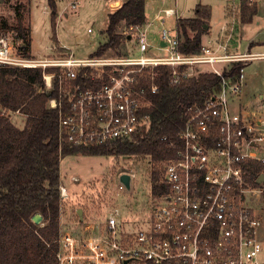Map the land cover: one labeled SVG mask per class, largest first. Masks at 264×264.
Listing matches in <instances>:
<instances>
[{
    "label": "built area",
    "instance_id": "2783aa9c",
    "mask_svg": "<svg viewBox=\"0 0 264 264\" xmlns=\"http://www.w3.org/2000/svg\"><path fill=\"white\" fill-rule=\"evenodd\" d=\"M122 5L110 4L112 11ZM162 13L176 14L173 9ZM149 24H135L125 32L141 55L84 58L72 52L58 58L26 57L14 34L0 30V71L41 69L46 90L56 93L48 108L58 112L60 149L126 144L143 137L151 126L149 95L159 91L160 66L173 69V85L197 76L203 65L222 77L221 89L212 98L185 109V127L178 141L169 143L174 155L161 169L165 191L151 194L148 225L123 233L116 209L103 225L91 222L77 230H61L58 264H264L262 217L245 201L249 192L258 197L262 189L245 181L242 166L248 160L264 164V109L242 111L236 101L243 91L244 68L239 76L225 78L215 67L258 55L218 54L204 45L199 54H184L178 32L166 28L160 31L159 45L166 55H148ZM17 114L0 105V117L11 121ZM134 179L122 173L119 189L131 190ZM60 194L62 200L68 197L62 184Z\"/></svg>",
    "mask_w": 264,
    "mask_h": 264
},
{
    "label": "trees",
    "instance_id": "16d2710c",
    "mask_svg": "<svg viewBox=\"0 0 264 264\" xmlns=\"http://www.w3.org/2000/svg\"><path fill=\"white\" fill-rule=\"evenodd\" d=\"M47 0L52 11L53 41L58 51H63L56 35L58 2ZM118 10L109 13L104 33L106 42L92 56L115 51L125 56L124 33L120 28L135 24H147L146 0H122ZM239 18L250 24L260 13L257 4L241 0ZM195 18H179L177 32L179 50L184 54H199L202 38L207 33L205 25L211 19V7L196 6ZM0 30L14 34L21 42L19 49L26 57L32 56L31 28L25 26L19 12L16 26L1 21ZM248 61L230 64L223 76L237 77ZM172 68L156 69L157 94L149 95L151 126L143 137L126 144L103 145L91 148L60 149L58 112L48 108V102L56 96L47 91L42 70L38 68H3L0 71V105L11 111H19L27 117L23 129L7 118L0 117V264H58V239L61 233L60 194L61 159L68 155L150 157V191L156 196L165 191L162 183V163L174 155L170 142H177L185 127L184 112L192 104H203L221 89L222 77L213 72H200L177 85L170 83ZM229 70V72H228ZM166 138V139H165ZM245 181L254 188L264 186L258 179L264 174V164L256 160L243 163ZM41 215L42 223L36 224L35 215Z\"/></svg>",
    "mask_w": 264,
    "mask_h": 264
},
{
    "label": "rangeland",
    "instance_id": "374dc122",
    "mask_svg": "<svg viewBox=\"0 0 264 264\" xmlns=\"http://www.w3.org/2000/svg\"><path fill=\"white\" fill-rule=\"evenodd\" d=\"M78 1L80 4L75 5L74 3ZM111 1L64 0L59 2L56 35L60 46L64 48L63 51H58L53 41L52 11L44 0H38L35 3L32 0H0V23L6 21L7 24L16 26L20 12L25 26L32 28V56L35 58H58L71 52L77 58H84L92 56L99 46L106 42L107 35L104 32L108 24V12H114L109 4ZM240 2L241 0H147L146 12L149 21H152L155 14L160 12V22L164 23L161 25L159 21H153L148 27L149 42L152 46L148 55H166V51L158 47L161 44L160 31L163 28L174 32L177 30V16L165 17L163 10L168 7L178 8V11H182V16L191 17L198 4H210L213 7L215 19L220 20L221 23V16L227 4L228 6L231 4L233 30L228 31L232 42L228 44L230 52L237 47H239L237 53L245 51L243 54L264 50V29L258 30L257 25L247 26L243 29V35L240 34L244 25L239 18ZM257 3L261 7V18H264V0L259 2L251 0V4ZM217 20L213 27L214 34L221 29V23ZM261 25L264 26V23L262 22ZM126 31L125 25L119 30L120 33H124V37ZM256 36L259 38L254 39L249 48H244L245 44L241 47L240 38L243 40ZM243 42L246 43V40ZM124 45L123 53L141 55L135 40L124 39ZM255 47L258 48L254 49ZM105 54L115 56L117 52L108 51ZM256 55L258 59L248 61L244 68L245 78L241 93V100L246 105V107L242 105L241 110L251 113L264 109V54ZM230 64L218 63L215 67L224 71V68ZM211 70L212 68L208 65L201 67V72H212ZM26 121L25 115H12L11 122L21 129L24 128ZM153 167L150 157L64 156L61 159L60 169L62 185L67 188L68 197L62 200L61 230H77L83 224L91 222L103 225L107 216L115 213L116 209L119 211L117 218L123 233L137 232L146 227L149 223V205L152 199L150 177ZM122 173L135 176L131 190L119 189ZM73 178H76V181ZM245 201L261 215L264 226L262 192L258 197L249 192ZM260 234L264 241V228L260 230Z\"/></svg>",
    "mask_w": 264,
    "mask_h": 264
},
{
    "label": "crops",
    "instance_id": "0c3cea01",
    "mask_svg": "<svg viewBox=\"0 0 264 264\" xmlns=\"http://www.w3.org/2000/svg\"><path fill=\"white\" fill-rule=\"evenodd\" d=\"M32 1H33V3H35L38 0H32ZM44 1L48 5L47 0H44ZM60 1H64V0H60ZM112 1L109 4L113 3ZM115 1H121V0H115ZM256 1L259 2L260 0H256ZM59 2H58V7H59ZM230 5L231 4H229V6H228V4H227L226 9H225L224 13L221 16L222 23H221L220 20L215 19V13H214L213 7L210 4H206L205 5V6L211 7V19L209 20L207 33L202 38V45L211 48V50L217 51L218 54L227 53V54H230V55H239V54H243L245 52V51H241V52L237 53V50L239 49V47H237L236 50H231V52L228 50V44L232 43L230 41V39H229V34H228L229 32L228 31L229 30H233V25H232L233 17H231ZM257 5H258V3H257ZM258 6H260V5H258ZM166 9H173L175 11V13H176L175 15L177 16V20L179 18H182V19L186 18L187 19V18H195L196 17V12L195 11H193V14H192L191 17H184V16H182V11L181 12L178 11V8L175 9L173 7H168V8H165L164 10H166ZM259 9H260V13L255 17L254 21L252 23H250V24H244L243 28L240 31L241 32L240 34L243 35V29L245 27H247V26L257 25L258 30L264 29V26L261 25L262 22L264 23V20L262 21V19H264V18H261L262 17L261 16V7H259ZM109 13L110 12H108V15H109ZM158 16H161L160 12L155 14V16L152 19V21H149V19H148V23H150L148 27H150V25L152 24L153 21H159L160 22L161 18H158ZM215 20H217L218 22L221 23V25H220L221 29L217 30L218 31L217 34L213 33V27H214V24H215ZM160 23H161V25H164L163 22H160ZM31 36H32V28H31ZM256 38H259V36L248 38V39H243V40H246V43L243 42V40L240 38L241 47L245 44L244 48H249L250 43ZM160 43H161V41H160ZM32 46H33V37H32ZM258 47H262V46H258ZM258 47H255L254 49H256ZM225 48H226V50H224ZM256 51H257V53L256 52H249V54H251V53L252 54H264V50L263 49L262 50H256ZM245 54H247V53H245ZM254 60H256V59H254ZM237 103H238V101H237ZM238 104L240 105V108L242 107V105L246 107V105L243 104V102L241 100V97H240V101H239ZM252 112H254V111H252ZM262 260L264 261V254L262 256Z\"/></svg>",
    "mask_w": 264,
    "mask_h": 264
},
{
    "label": "water",
    "instance_id": "95a60500",
    "mask_svg": "<svg viewBox=\"0 0 264 264\" xmlns=\"http://www.w3.org/2000/svg\"><path fill=\"white\" fill-rule=\"evenodd\" d=\"M205 28L207 29L208 28V25H205ZM127 179H128V176L127 175H123L122 176V180L127 182ZM264 182V175L261 176L260 180H258V183L259 184H262ZM79 213L81 214V211L79 210ZM34 222L36 224H39L41 221H42V216L41 215H35L34 218H33Z\"/></svg>",
    "mask_w": 264,
    "mask_h": 264
}]
</instances>
